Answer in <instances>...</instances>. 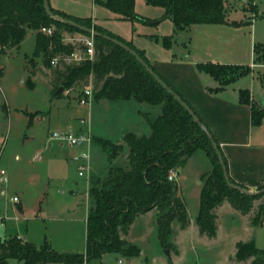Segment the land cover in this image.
<instances>
[{
    "label": "rangeland",
    "instance_id": "rangeland-1",
    "mask_svg": "<svg viewBox=\"0 0 264 264\" xmlns=\"http://www.w3.org/2000/svg\"><path fill=\"white\" fill-rule=\"evenodd\" d=\"M48 2L52 9L62 14L91 18L94 24L142 50L149 60H160L170 53L164 48L166 37H171L172 52L181 49L184 56L191 54L202 62L224 64L250 63L254 61V45L264 44V0H225L228 20L236 21L238 25L202 23L181 30H176L172 18L166 16L164 6L150 4L146 0H135V13L140 19L134 21L119 18L97 0ZM253 19L252 24L246 23ZM61 33L65 43H75L80 37L78 32L62 30ZM35 34L32 30L28 31L18 48L6 49L5 54L0 56V68L3 69L0 76V171L4 169L8 178L7 183L0 181V238L8 240L18 236L37 247L48 243L59 252H84L87 243L86 218L91 202L89 188L94 178L107 176L111 163L108 153L97 141L85 146H61L50 139L51 133L54 130H75L69 126L75 123L87 127L90 121L99 136L112 142L121 138H118L121 130L140 132L139 136L150 135V122L161 113L162 104H139L133 100L131 104H126L125 110L112 106L104 112L101 111V104L92 105V98L91 103L82 105L80 99L84 89L91 87L94 94L100 89L101 84L96 81L95 75L58 95L53 94L54 71L64 67L52 65L49 68L43 64L41 57L35 58V65L28 62L35 50ZM76 43L75 49L79 50V42ZM255 65L258 66H251L253 74L240 77L229 89H250L255 107L262 109L264 78L263 84L259 78L264 77V63ZM156 68L193 106L215 138V131L220 137L238 136L237 140L234 139L236 141L244 140L251 133L254 142L264 144V115L260 122H253L250 106L235 102L231 92L219 99L200 97L201 81L192 66H170L157 62ZM26 70L29 71V81L22 83ZM207 76L204 86L209 89L211 83L207 82ZM81 117H85V123L80 121ZM72 151L73 156L89 153L92 175L90 172L80 175L79 163H69ZM128 154L129 148L124 146L112 163L129 168ZM191 167L204 171L211 169L210 159L204 150L196 151ZM187 176L191 180L193 175L187 171ZM208 178H202V186ZM188 191L187 217L193 219L199 207L194 193H190V189ZM14 197L17 199L14 200ZM250 205L247 214L251 219L258 218L262 222L264 195L252 199ZM175 225H172L173 233L168 236L171 257L177 252L176 245L181 250L175 264H228L226 255L232 249V240L250 234L246 225L228 208L223 211L221 238L216 242L198 239L195 227L191 226L181 233ZM256 231L254 237L247 241L256 243V237V246L264 249V226ZM176 233L177 239L174 238ZM132 236L140 253L133 256L128 264H168L158 238L157 225L148 228L145 222L139 221L133 225ZM118 255L127 260L121 253H107L103 264H117ZM98 261L89 264H99ZM9 264H24V261L12 258ZM247 264H264V256L253 257Z\"/></svg>",
    "mask_w": 264,
    "mask_h": 264
},
{
    "label": "trees",
    "instance_id": "trees-1",
    "mask_svg": "<svg viewBox=\"0 0 264 264\" xmlns=\"http://www.w3.org/2000/svg\"><path fill=\"white\" fill-rule=\"evenodd\" d=\"M97 1L114 11L121 19L131 21L140 19L135 13V0ZM146 1L164 6L167 11L166 16L172 18L176 30L202 23L238 25V22L228 20L225 0ZM51 11L117 39L134 49L193 109L213 135L193 106L156 70L142 50L94 24L91 18H74L52 8ZM253 21L254 19L246 23L252 24ZM43 27H52L53 33L45 34L41 30ZM30 30L36 33V43L28 62L35 65V58L41 57L43 64L49 68H52V60L55 57L70 55L75 50V45L65 43L62 30L90 35L76 26L52 18L46 12L43 0H0V56L5 54L6 49L18 48ZM95 41L96 54L93 61L85 60L73 65L61 63L60 65L64 68L54 71L53 94L60 87L69 90L88 80L91 75H95L96 81L101 84L100 89L94 94L95 99H133L150 105L162 104V111L150 122V135L139 136L128 132L124 135L122 143L102 138L94 139L108 153L111 164L107 176L94 178L89 188L91 202L87 216V243L84 252H59L48 243L37 247L18 236L8 240L0 238V264H9L12 258L22 260L24 264H89L94 260H101L106 253H121L127 258L136 256L140 253V249L123 236L127 235L137 216L154 208L159 210L157 226L160 244L166 249L170 248L168 236L173 233V221L177 219L182 229H185L190 222L187 217L186 202L179 195V184L175 179L170 178V174L183 166L188 157L198 149L204 150L212 162L211 171L202 177L209 176L201 188L199 209L195 217L200 235L216 237L218 229L216 208L224 201H228L242 214H247L251 208L250 201L264 195V193L246 195L230 187L225 180L222 165L210 139L193 121L188 111L148 73L134 55L103 36H95ZM170 46L171 37L164 38V47L170 48ZM253 52V62L264 63V44H255ZM196 68L214 79L215 85L208 87L212 93H218L240 77L253 73L249 64L207 61L197 63ZM2 74L3 69L0 68V76ZM263 78H259L261 84H263ZM238 95L241 104L251 107L253 122H260L264 115V108L255 107L251 90L240 89ZM214 139L218 143L215 137ZM124 146L129 148V168L112 163ZM218 146L228 167L227 159L219 143ZM230 179L232 183L239 185L231 177ZM263 188L264 184L258 190ZM262 211L264 215V209ZM252 223L258 224L260 220L252 219ZM235 247L233 259L238 262L264 256V249L258 248L253 241L240 240Z\"/></svg>",
    "mask_w": 264,
    "mask_h": 264
},
{
    "label": "crops",
    "instance_id": "crops-1",
    "mask_svg": "<svg viewBox=\"0 0 264 264\" xmlns=\"http://www.w3.org/2000/svg\"><path fill=\"white\" fill-rule=\"evenodd\" d=\"M164 48H165L166 52H170L168 55H164L160 60H152V59L149 60L148 59L150 61V63L155 68H156V63L159 62L162 65H170V66H182V65H184V66H192L195 69L196 64L199 62H202L200 60V58H198L197 56H192L191 54H189L188 56H184L183 50H181V49H179L178 52H177L178 49L177 50L175 49V51L172 52V50H173L172 46H170V48H166V47H164ZM250 56H251V54H250ZM204 62H207V61H204ZM211 62L220 63L217 61H211ZM238 64H249L253 68L255 66H258V65H255V63L253 61H251L250 63L245 62V63H238ZM156 70H157V68H156ZM196 71L198 74L197 78H199V82L201 81L200 82V91H199L200 97L218 98L219 99L223 96L226 97L225 94L227 92H231V95L235 99V102L239 101V95H238L239 90L238 89H235L233 87H232V89H229L230 86H228L226 89H224L218 93H212L209 91V89H207V87L204 86L206 83L205 82L206 79H204V78H205V75H207V74L199 72L197 70V68H196ZM163 73H164V75L168 76L166 74V72L163 71ZM207 78H208L207 82L211 83V84H209L208 87L215 85V82L212 81V78L209 75L207 76ZM228 90H230V91H228ZM216 96H218V97H216ZM131 101H133V99H131V100H110V99H106V98H101V99L93 98L92 105L97 106V105L101 104L100 108H101V111H103V112L105 110L109 111L112 108V106L114 109L125 110L127 108L126 104H128V102L130 103ZM134 101H136V100H134ZM136 102H138V101H136ZM138 103L142 104L141 102H138ZM112 104H115V105H112ZM261 105L264 108V105L263 104H261ZM131 106L136 108L135 105H131ZM80 119H81L80 121H82L85 119V117H81ZM92 125L93 124L90 121H88V125H86L87 127H84L83 125H81V123H75V124L69 125V126H72L76 131H78L80 129H84V128H89L90 131L92 132L94 139H98V138L107 139L105 137L99 136L95 132V130H93L94 126H92ZM249 126H251V125H249ZM128 132H133V131L121 130L120 131L121 134L118 137V138H120V137L121 138L116 140L115 143H122L124 135ZM133 133L138 135L140 132L139 133L133 132ZM215 134L217 137L216 139H217L218 143L220 144L221 149H222V151H223V153L227 159L228 171H229L230 177L235 182H237L239 185L246 187V189L251 190V191H257L259 189V187L264 184V144L261 141L254 142L251 133H249V136L246 137L244 140H239V141H236L237 138H239L238 136L233 135V136H227L225 138V137H220L216 131H215ZM234 139H236V140H234ZM107 140H110V139H107ZM61 146H63V145H61ZM73 153H74L73 151L69 153L70 157H68V160H69L70 164H74ZM195 153L192 156L188 157V159L186 160V162L183 166H181L180 168H178L177 170L174 171V179L179 184V195H181V197L186 202L187 209H188L189 205H188V200L186 199V197L188 195V194L186 195V191H187V193H189L188 189H190L191 190L190 193H194V195H195L194 197L197 200L198 207H199L200 193H201V187H202V177L205 174L209 173V171H211V169H212L211 160H210L211 169L209 168V170H207V171L199 170V169H195V168L191 167L192 166V158L194 157ZM114 162H115V160H114ZM187 171L190 172V175H193L191 180L187 176ZM92 174H93V172H92V170H90V175H92ZM0 181H2V180L0 179ZM3 182H5V181H3ZM7 182H8V178H7L6 183ZM225 208H228V210L233 214V216L238 218V220L242 221L244 223V225H246V228L250 232V234L247 235V237H245V238H242V239L234 238L232 240V247H231L232 249L230 250L229 253H227L226 260H227L228 264L233 263V262L247 264L248 260L238 262V261L233 259L235 251H236L235 245L240 240L247 241L250 238H253L254 233L257 232L256 230L263 228L264 217L262 219L263 220L262 222H260L258 224H254V223H252V219H251V216L249 214H242L241 212L236 210L234 207H232V205L230 203L224 202L216 210L217 215H218V218H217L218 229H217L216 237H214V238H209L205 235H200L198 226L195 222V217H196L198 212L196 213L195 217H193V219H192V217L189 219V221H190L189 225L185 229H182L180 227V222L177 219H175L173 221L172 225L176 224L175 226L179 227V231L181 233L188 231V229L191 226L193 228L195 227V232H196V236L198 239H205L208 241L216 242V241L220 240V238H221V225H222V220H223V211ZM158 215H159V210L157 208H154L153 210H151L147 213H144V214L137 216L135 218V220L133 221V223L131 224L127 235H124L123 238H125L130 243L134 244L133 242L135 241V239H133V236H132L133 225L139 221H142V222L146 223L148 228L154 227L157 225ZM86 222H87V218H86ZM178 233H176L174 235L175 239H177L176 235H178ZM255 240H256V244L258 245V240L256 239V237H255ZM161 247H162V245H161ZM162 248L165 251L166 248H164V247H162ZM258 248H260V247L258 246ZM260 249H262V248H260ZM176 250H177V252L173 255V257H171V254H170V256H167L165 254V258H166L168 264H175V260L177 259V257L181 256V250L178 248L177 245H176ZM143 253L144 252H142V254ZM106 255H107V253L104 254L102 259L98 261L99 264H103V260H104ZM118 259H120V256L118 258L116 257L117 264H119ZM132 259H133L132 257L127 258V260L124 261L125 264H128L127 262L131 261Z\"/></svg>",
    "mask_w": 264,
    "mask_h": 264
},
{
    "label": "built area",
    "instance_id": "built-area-1",
    "mask_svg": "<svg viewBox=\"0 0 264 264\" xmlns=\"http://www.w3.org/2000/svg\"><path fill=\"white\" fill-rule=\"evenodd\" d=\"M42 32L45 34L51 35L53 33L52 27H43ZM94 30V29H93ZM76 42H79V50H74L70 55H63L60 57H55L52 60V65H60L65 63L67 65L79 64L82 61L90 60L93 61L96 54V41L93 34L82 35L76 39ZM72 43L76 45L77 43ZM94 98V93L91 87H87L83 91V95L80 99V104L86 105L91 103V100ZM82 123H85V120H82ZM50 139L56 140L60 145L63 146H85L91 145L94 141L93 135L89 128L80 129L78 131L72 129L64 130H54L51 133ZM90 155L88 152H82L79 155H75L73 158L74 164L79 163V174L83 175L84 172H90L91 168L89 166ZM170 178L174 179V171L170 174ZM0 179L2 181H7L6 172L4 169L0 171ZM17 197L14 198L16 200ZM119 264H125L123 259H118Z\"/></svg>",
    "mask_w": 264,
    "mask_h": 264
},
{
    "label": "water",
    "instance_id": "water-1",
    "mask_svg": "<svg viewBox=\"0 0 264 264\" xmlns=\"http://www.w3.org/2000/svg\"><path fill=\"white\" fill-rule=\"evenodd\" d=\"M44 1V8L46 10V12L54 19L56 20H59V21H62V22H65V23H68V24H71L73 26H76L86 32H88L89 34H93L94 36H103L104 38L106 39H109L111 41H113L114 43L120 45L121 47H123L125 50H127L128 52H130L132 55H134L137 60L144 66V68L148 71V73H150L154 78L155 80L163 87L165 88L187 111L188 113L191 115L192 119L194 122H196L202 129L203 131L207 134L208 138L210 139L216 153H217V156L219 158V161L222 165V169H223V175L225 177V180L227 182V184L232 187V188H235L237 190H239L241 193H244L246 195H256V194H259L261 192H264V188L261 189V190H257V191H251V190H248L240 185H237V184H234L231 182V179H230V175H229V171H228V167L226 166L225 162H224V158H223V155L221 153V150L218 146V143L215 141L213 135L211 134V132L208 130V128L202 123V121L200 120V118L196 115V113L193 111V109L174 91L172 90L168 84L166 82H164L162 80V78L150 67V65L142 58L138 55V53L132 49L131 47H129L128 45H126L125 43L117 40V39H113L111 38L110 36L108 35H104L100 32H97L93 29H90V28H87L85 26H82L74 21H71L67 18H64V17H61L57 14H54L52 11H51V7L49 5V2L48 0H43ZM29 79V71L26 70L24 76H23V79H22V83H27ZM64 92V88L63 87H60L56 92L55 94L58 95L60 93ZM165 253L167 256H170V251L168 249H165Z\"/></svg>",
    "mask_w": 264,
    "mask_h": 264
}]
</instances>
